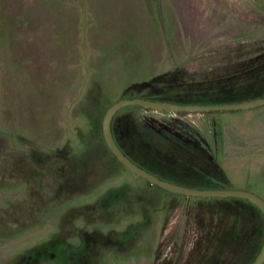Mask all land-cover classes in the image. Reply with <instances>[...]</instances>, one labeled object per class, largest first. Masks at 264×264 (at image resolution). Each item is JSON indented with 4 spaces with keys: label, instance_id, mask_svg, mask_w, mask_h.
Instances as JSON below:
<instances>
[{
    "label": "rangeland",
    "instance_id": "obj_1",
    "mask_svg": "<svg viewBox=\"0 0 264 264\" xmlns=\"http://www.w3.org/2000/svg\"><path fill=\"white\" fill-rule=\"evenodd\" d=\"M260 47L264 0H0V264L53 236L35 263L60 264L59 247L145 218L134 243L107 240L76 264L184 262L207 197L151 194L145 201L143 180L104 156L87 165L66 157L78 153L80 140L99 139L107 102L135 97L131 83L168 70L222 69ZM135 127L203 143L230 187L264 199V104L139 108ZM41 154L58 164L57 176L31 167ZM120 185L123 198L109 214L77 210Z\"/></svg>",
    "mask_w": 264,
    "mask_h": 264
},
{
    "label": "trees",
    "instance_id": "obj_2",
    "mask_svg": "<svg viewBox=\"0 0 264 264\" xmlns=\"http://www.w3.org/2000/svg\"><path fill=\"white\" fill-rule=\"evenodd\" d=\"M135 97L166 101L178 104H224L235 103L264 97V49L238 60L222 69H208L199 74L178 73L175 70L151 75L146 80L131 83ZM121 99V98H119ZM118 99L108 101L106 107ZM149 109L139 105H126L115 111L110 122V134L120 151L135 165L159 179L198 189H227L228 178L215 154L203 143L172 139L168 133L158 134L153 130L139 131L135 127V110ZM104 109V110H105ZM120 110H124L118 114ZM184 111H175L182 113ZM210 112V111H203ZM104 156V158H103ZM66 158L87 165L99 159L112 167L127 170L111 154L100 133L95 142L80 140L78 153ZM31 167L45 169L57 176L58 164L41 154L31 162ZM54 166V167H53ZM35 169V168H34ZM128 171V170H127ZM141 178V177H139ZM143 180L145 201L160 194L179 196ZM123 185L113 186L103 192L90 204L79 209L90 215L108 213V207H116L123 198ZM207 206L201 214L202 226L199 239L188 253L187 259L180 264H249L258 252L264 237V220L259 208L246 199L227 196L207 197ZM109 210V209H108ZM109 214V213H108ZM107 215V214H106ZM146 219V218H145ZM142 222L128 223L118 232L110 231L103 236L91 234L82 236L74 247H59L57 259L60 264L78 263L84 256L94 255L99 244L117 241L128 245L138 238ZM102 237V238H101ZM57 241L56 236L35 247L24 250L13 264H36L38 256L46 247ZM126 241V242H125ZM58 264V263H56Z\"/></svg>",
    "mask_w": 264,
    "mask_h": 264
},
{
    "label": "water",
    "instance_id": "obj_3",
    "mask_svg": "<svg viewBox=\"0 0 264 264\" xmlns=\"http://www.w3.org/2000/svg\"><path fill=\"white\" fill-rule=\"evenodd\" d=\"M264 104V97L255 98L252 100H246L235 103H224V104H178L166 101H153L137 97L132 98H121L111 104H109L104 110L101 120H100V131L103 141L107 148L110 150L111 154L122 164L127 170L133 174L143 178L149 184L156 185L167 191L183 194L186 196H199V197H239L248 200L249 202L256 205L263 215L264 220V199L257 194L243 189L237 188H227V189H197L190 188L186 186L177 185L169 181H165L157 178L151 173L145 171L141 167L132 163L117 147L114 143L110 134V122L113 114L117 109L126 105H139L145 108L153 109H167L171 111H214V110H235L253 107L257 105ZM264 260V237L261 242L258 252L255 254L254 259L249 264H261Z\"/></svg>",
    "mask_w": 264,
    "mask_h": 264
},
{
    "label": "crops",
    "instance_id": "obj_4",
    "mask_svg": "<svg viewBox=\"0 0 264 264\" xmlns=\"http://www.w3.org/2000/svg\"><path fill=\"white\" fill-rule=\"evenodd\" d=\"M264 261V260H263Z\"/></svg>",
    "mask_w": 264,
    "mask_h": 264
}]
</instances>
